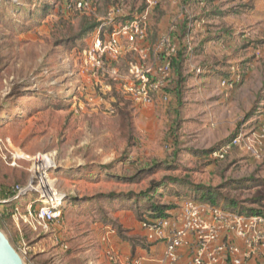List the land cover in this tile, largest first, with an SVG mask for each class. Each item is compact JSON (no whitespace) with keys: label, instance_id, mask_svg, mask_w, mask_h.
Wrapping results in <instances>:
<instances>
[{"label":"rangeland","instance_id":"obj_1","mask_svg":"<svg viewBox=\"0 0 264 264\" xmlns=\"http://www.w3.org/2000/svg\"><path fill=\"white\" fill-rule=\"evenodd\" d=\"M79 1L0 0V191L32 189L1 209L0 229L25 263L140 260L136 246L149 251L158 243L142 225L150 217L145 193L174 210L210 194L221 207L264 214V0H221L216 9L225 15L209 8L207 39L200 44L193 35V61L212 74L199 79L203 89L190 75L179 100L173 94L170 103L152 106L133 102L118 83L84 74L80 56L114 7L136 12L146 0H90L87 11L77 9ZM50 3L53 10L44 13ZM168 6L155 9L152 46L180 24L168 18ZM138 60L128 53L119 65L126 71ZM182 81L176 74V85ZM238 135L240 145L225 159L212 157ZM38 156L44 187L64 197L61 218L48 230L35 216ZM161 181L166 185L158 188Z\"/></svg>","mask_w":264,"mask_h":264},{"label":"built area","instance_id":"obj_2","mask_svg":"<svg viewBox=\"0 0 264 264\" xmlns=\"http://www.w3.org/2000/svg\"><path fill=\"white\" fill-rule=\"evenodd\" d=\"M90 4V0H80L77 9L87 11ZM144 5L143 9L137 8L136 12L128 11L124 6H116L111 10L108 19L96 28L92 44L80 53L82 72L118 83L125 94L139 105L170 103L175 84L173 60L178 55L172 35L176 32L177 23H173L168 33L162 35L155 45H150L151 20L161 3L159 0H146ZM203 25V21L188 18L186 57L196 75H202L204 69L193 64V35ZM128 53H135L139 60L129 63L126 71H122L119 63ZM223 85L227 86L228 81L224 80ZM108 89L112 90V87L108 85ZM261 138H264V129ZM241 139L242 135H238L222 144L212 157L216 160L225 159L240 145ZM11 159V165L15 166L14 155ZM35 160L36 178L42 182L40 201L36 202L41 206L35 216L40 225L48 230L61 218L64 197L44 187L46 172L44 166L40 165L43 158L38 156ZM30 192L31 187H17L13 197L0 200V217L3 207L14 206ZM33 205L28 207L30 216L33 215ZM175 211L169 212L168 217L158 220L154 226L142 224L149 231L150 242L165 243L164 264H178L184 249L190 251L188 264H252L264 259V216L194 199L183 201ZM131 264H141V260L132 261Z\"/></svg>","mask_w":264,"mask_h":264},{"label":"crops","instance_id":"obj_3","mask_svg":"<svg viewBox=\"0 0 264 264\" xmlns=\"http://www.w3.org/2000/svg\"><path fill=\"white\" fill-rule=\"evenodd\" d=\"M159 1L161 5H163L164 3L169 5L168 7L165 8V10L168 11V18L172 17L174 19H180V23H181L183 20L188 21L189 17H193L197 19L198 21H203L204 22L203 27L206 26V23H207L206 20L209 19L208 17L210 16L207 13V10L211 7L215 8L214 10L215 12H213L212 14L217 15L216 7H219L221 4L220 3L221 0H159ZM257 4H258L257 2L254 3V5H257ZM184 14L186 18L184 17ZM210 17H213V16H210ZM203 27L202 28L199 27L194 32V34L198 35V37H200V39L202 40L200 44L203 42V40H206L208 37V33H206ZM193 64H194V61H193ZM194 65L198 66L196 64ZM184 72L187 77H189L190 75L194 77L195 85H199V88H202L205 81H202V80L199 81V79H201L202 77H207L205 76L206 73L209 75L212 74V68L205 69L202 75H196L194 73L193 68L187 62L184 67ZM188 83H189V80H188ZM145 109H148V108H145ZM172 211H175V210H172ZM101 226L103 227L102 224H100V227ZM104 230L106 231L109 230V227H105ZM116 240L118 241V244L120 247L131 248L128 243L123 242L121 244L119 243L121 242L120 239L119 240L116 239ZM35 246H36L35 248L38 247V249H40L39 245H35ZM165 249H166L165 243L158 242L154 244V246L151 247L149 251L143 250L136 246L134 249V253L141 260V264H164ZM181 255H182V258L178 264H188L190 261V251L188 249H184L181 251ZM252 264H264V259L254 261L252 262Z\"/></svg>","mask_w":264,"mask_h":264},{"label":"trees","instance_id":"obj_4","mask_svg":"<svg viewBox=\"0 0 264 264\" xmlns=\"http://www.w3.org/2000/svg\"><path fill=\"white\" fill-rule=\"evenodd\" d=\"M53 8H54V5L52 3H50L43 10V12L44 13H50L53 10ZM41 10L42 9H39V11H41ZM216 14L217 15H219V14L220 15H225L226 13L225 12H221V11H216ZM187 25H188V21L187 20H183L179 24V26L177 24L178 29L172 35L173 42L176 44V46L178 48V55L173 60V71H174V76H175L174 77L175 78V81H174L175 84H174L173 90L171 91V95L173 96V94H176V99H178V100H179V98H181L180 97L181 96L180 95L181 94L180 90L182 89L183 85L187 82V76H186V74L184 72V67H185L186 63L188 62V59L186 57V47H185L186 43H184L183 46H182V44L180 46V43L182 41L181 40V36H183V41L184 42L186 41ZM95 27H96V25H91V26L87 27L84 30L83 35L89 33L90 31H92ZM180 33H182V35ZM176 74H178L179 77L181 76L182 80H183L182 82L178 83V85H176ZM183 74H184V77H183ZM165 180H169L170 181L169 184H175L176 186L182 184V181L179 178H166ZM155 184H159L158 188H162L163 186L166 185V182L161 181V182L155 183ZM154 190H155L156 194H159L158 193V189H154ZM13 195H15V190L14 189L12 191L1 189V191H0V200L10 199L11 197H13ZM176 195L179 196L180 193L176 192ZM143 196L149 197L147 199H148V205H149L148 212L150 213L149 219L148 218H142L141 219L143 224H148V225L154 226L158 220L168 217L169 212H171L175 208L173 205H169V204H160V203H157V202L154 203L153 202L154 201V199H153L154 197H150L149 193H145V194H143ZM198 201L210 202L212 204H215V202L212 199L210 194H208L207 196L206 195L203 196L202 199L198 200ZM9 206L10 205L5 206L3 208L8 209L7 207H9ZM75 207H77V205H75ZM61 211H62V209H61ZM257 215L264 216V214H262V213H257ZM0 221H2V220H0Z\"/></svg>","mask_w":264,"mask_h":264},{"label":"water","instance_id":"obj_5","mask_svg":"<svg viewBox=\"0 0 264 264\" xmlns=\"http://www.w3.org/2000/svg\"><path fill=\"white\" fill-rule=\"evenodd\" d=\"M0 264H26L7 235L0 229Z\"/></svg>","mask_w":264,"mask_h":264},{"label":"bare ground","instance_id":"obj_6","mask_svg":"<svg viewBox=\"0 0 264 264\" xmlns=\"http://www.w3.org/2000/svg\"><path fill=\"white\" fill-rule=\"evenodd\" d=\"M46 189H48L47 186H46Z\"/></svg>","mask_w":264,"mask_h":264}]
</instances>
